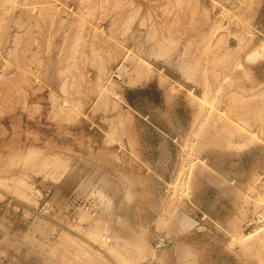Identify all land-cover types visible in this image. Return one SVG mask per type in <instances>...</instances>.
<instances>
[{
	"label": "rangeland",
	"instance_id": "1",
	"mask_svg": "<svg viewBox=\"0 0 264 264\" xmlns=\"http://www.w3.org/2000/svg\"><path fill=\"white\" fill-rule=\"evenodd\" d=\"M215 3L0 0V264H264V0Z\"/></svg>",
	"mask_w": 264,
	"mask_h": 264
},
{
	"label": "bare ground",
	"instance_id": "2",
	"mask_svg": "<svg viewBox=\"0 0 264 264\" xmlns=\"http://www.w3.org/2000/svg\"><path fill=\"white\" fill-rule=\"evenodd\" d=\"M212 2H213V4H216V3H215V0H212ZM233 2H234V0H233L231 3H233ZM231 3H230V4H231ZM214 6H215V5H214ZM261 48H262L263 50H262ZM261 48H260V49H261L262 51H264V45L261 46ZM251 54H252V55H250L249 58H250V59L252 58V60H254V58H256L257 56L261 57V55H262L260 52H257V51L254 52V53H251ZM120 69H121V70H120ZM125 71H126V67H125V66H121V68H119V73L121 72L120 74L123 75V73H124ZM120 74H119V76H120ZM121 78H122V77H121ZM121 78H120V79H121ZM258 230H259V229H257V232H258ZM251 237H253V236H251ZM251 237H248L247 240H248L249 238H251Z\"/></svg>",
	"mask_w": 264,
	"mask_h": 264
},
{
	"label": "built area",
	"instance_id": "3",
	"mask_svg": "<svg viewBox=\"0 0 264 264\" xmlns=\"http://www.w3.org/2000/svg\"><path fill=\"white\" fill-rule=\"evenodd\" d=\"M212 1V0H210ZM221 2H223L225 5H230V3L233 1V0H220ZM117 79H120L119 76H116ZM110 242V240H108V243Z\"/></svg>",
	"mask_w": 264,
	"mask_h": 264
},
{
	"label": "crops",
	"instance_id": "4",
	"mask_svg": "<svg viewBox=\"0 0 264 264\" xmlns=\"http://www.w3.org/2000/svg\"><path fill=\"white\" fill-rule=\"evenodd\" d=\"M104 141L106 142V141H108V140L105 138V140H104ZM117 143H118V142H113V145H112V146H113V147H114V146H116V145H117Z\"/></svg>",
	"mask_w": 264,
	"mask_h": 264
},
{
	"label": "water",
	"instance_id": "5",
	"mask_svg": "<svg viewBox=\"0 0 264 264\" xmlns=\"http://www.w3.org/2000/svg\"><path fill=\"white\" fill-rule=\"evenodd\" d=\"M161 247H165V244H162Z\"/></svg>",
	"mask_w": 264,
	"mask_h": 264
}]
</instances>
